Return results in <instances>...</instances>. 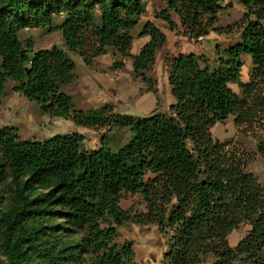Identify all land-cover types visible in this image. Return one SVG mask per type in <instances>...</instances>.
Returning a JSON list of instances; mask_svg holds the SVG:
<instances>
[{"label":"trees","instance_id":"1","mask_svg":"<svg viewBox=\"0 0 264 264\" xmlns=\"http://www.w3.org/2000/svg\"><path fill=\"white\" fill-rule=\"evenodd\" d=\"M152 0H0V104L9 80L40 103L43 111L87 127L128 128L132 135L113 150L103 135L88 148L79 133L45 140L20 138L0 125V264H137L133 243H113L128 222L159 221L167 214L174 227L165 264H200L210 253L217 264H264V184L249 172L229 141L211 129L235 115L237 125L264 123V0H241L248 10L241 41L218 48L219 61L196 53L180 54L169 76L176 99L170 112L147 116L118 113L110 105L89 111L75 108L62 90L76 64L69 51L88 63L114 48L133 59L134 75L150 90L147 76L166 34L154 22L139 36L150 39L131 52V30ZM182 24L198 36L208 33L224 0H166ZM64 15L61 24L55 17ZM159 16L176 28L168 10ZM62 31L67 49L57 45L34 50L25 29ZM249 54L251 80L241 82L242 55ZM124 66L123 61L116 63ZM239 83L243 96L231 87ZM262 115V116H261ZM259 151L264 154V140ZM152 173L154 177H145ZM124 192L141 193L148 212L131 215L121 207ZM252 228L235 247L229 234L242 223Z\"/></svg>","mask_w":264,"mask_h":264},{"label":"rangeland","instance_id":"2","mask_svg":"<svg viewBox=\"0 0 264 264\" xmlns=\"http://www.w3.org/2000/svg\"><path fill=\"white\" fill-rule=\"evenodd\" d=\"M168 10L175 29H170L168 22L159 14ZM248 10L241 0H224L218 12V19L207 34L198 36L187 29L178 13L169 7L166 0L147 2L146 11L140 16L137 27L131 30L133 44L131 52L138 54L149 36H139L144 24L154 22L166 34V43L157 51L155 63L147 76L156 83L157 91L150 90L141 77L134 75L133 59L124 58L117 49L109 48L108 53L96 57L93 62H86L77 52L69 51L76 64L72 80L62 86V90L72 96L75 108L89 111L107 105L115 112L134 116H147L153 111L170 112V107L176 99L169 82L171 62L180 54L196 53L212 60L219 61L218 48H228L241 41V34L247 25ZM64 15L56 16L55 23L61 24ZM21 40L26 44L31 39L34 50L51 48L55 45L66 48L62 31L49 32L47 28L25 29L20 32ZM243 67L240 81L251 80L254 64L249 54L242 55ZM123 61L124 66L118 67L117 62ZM15 81L9 80L5 87L0 104V125L12 126L20 138L27 140H45L57 134L79 133L85 137V146L98 148L101 146L103 135L109 138V146L113 150L125 145L132 135L128 128L87 127L76 124L72 119L54 116L43 111L40 103L13 89ZM231 87L243 96L240 84L232 83ZM264 98V80L257 92ZM262 116V115H261ZM215 139L229 141L230 149L236 151L238 157L244 160L245 167L255 174L264 184V154L259 151L260 140H264V123L258 117L252 125H237L235 115H230L218 122L212 129ZM154 177L149 173L145 179ZM121 207L131 215L148 212L147 201L141 193L124 192ZM9 206V200L2 198L0 211ZM170 205L167 207L163 223L150 221L147 223L128 222L118 227V235L113 243L122 246L126 241L133 243L135 263L165 264V254L169 251L171 237L175 229L169 225ZM252 226L242 223L228 236L230 246L235 247L247 235ZM218 257L210 253L200 264H217Z\"/></svg>","mask_w":264,"mask_h":264}]
</instances>
